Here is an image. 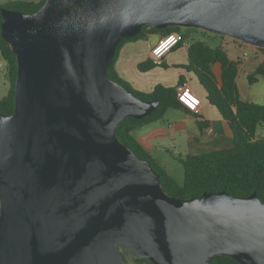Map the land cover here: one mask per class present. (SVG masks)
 <instances>
[{"label": "water", "instance_id": "95a60500", "mask_svg": "<svg viewBox=\"0 0 264 264\" xmlns=\"http://www.w3.org/2000/svg\"><path fill=\"white\" fill-rule=\"evenodd\" d=\"M16 59L14 108L0 114V264H264V204L168 195L116 136L143 101L109 78L117 46L149 26L197 29L264 51V0H45L1 8Z\"/></svg>", "mask_w": 264, "mask_h": 264}, {"label": "trees", "instance_id": "16d2710c", "mask_svg": "<svg viewBox=\"0 0 264 264\" xmlns=\"http://www.w3.org/2000/svg\"><path fill=\"white\" fill-rule=\"evenodd\" d=\"M44 2L45 0L38 2L9 1L0 4V9L5 8L31 14L35 13ZM1 22L0 14V26ZM179 29L178 27L156 29L145 26L137 35L123 39L117 46L109 67V78L131 91L141 100L158 101L159 105L142 119L127 118L121 122L117 127L116 136L140 159L149 161L153 170L159 175V182L163 190L170 196L189 199L199 197L204 193L226 192L229 195L244 198L256 193L264 204V138L256 137V131L264 125V106L241 99L236 82L241 63L238 60H231L221 48L211 47L199 41L193 42L187 50V64L181 68L195 75L206 93L209 105L214 107L220 117L226 121L233 136V146L230 149L178 158L177 161L183 168V183L178 185L133 136L135 130L161 120L168 110L190 111L179 101L177 96L176 87L183 83L182 79L175 88L156 85L150 93L139 92L131 88L115 72L114 66L119 50L127 42L144 40L149 35H158L162 38L179 32ZM0 61L4 64L5 78L8 82L7 94L0 99V114L9 116L13 113L14 108L13 89L16 77V59L1 36ZM214 64L220 66L219 80L216 79L211 69ZM155 66L150 61L148 64L139 65L138 69L146 71ZM258 77L264 78V62L247 76V81L249 84H255L258 82ZM198 127L202 129V123L198 122ZM124 254L127 253L123 251V258ZM133 262L134 264H152L146 260L134 258ZM126 264L128 263L126 262ZM209 264L239 263L228 257H216L211 259Z\"/></svg>", "mask_w": 264, "mask_h": 264}, {"label": "crops", "instance_id": "0c3cea01", "mask_svg": "<svg viewBox=\"0 0 264 264\" xmlns=\"http://www.w3.org/2000/svg\"><path fill=\"white\" fill-rule=\"evenodd\" d=\"M160 39L158 35H149L144 40L122 45L115 61L116 74L131 88L143 93L152 92L156 85L175 88L182 79L198 99L199 105L194 110H189L190 112L168 110L161 120L137 129L138 135L134 138L156 163L157 155L163 152L177 161L186 156L230 149L233 146V136L226 121L209 105L206 93L195 75L181 68L187 64L190 44L181 43L163 57L161 65L139 71V65L150 63V51ZM211 69L219 80L220 66L214 64ZM240 72L241 69L236 80L237 86ZM251 72L248 70L245 73L246 78ZM198 122L202 123V129H199ZM262 134L264 125L256 131V137L264 138Z\"/></svg>", "mask_w": 264, "mask_h": 264}, {"label": "rangeland", "instance_id": "374dc122", "mask_svg": "<svg viewBox=\"0 0 264 264\" xmlns=\"http://www.w3.org/2000/svg\"><path fill=\"white\" fill-rule=\"evenodd\" d=\"M9 1L38 2L39 0H0V4H5ZM179 33L182 36L181 43L186 42L191 44L198 41L203 42L211 47L221 48L229 56V58L234 61H240V63L243 65L240 67L241 72L239 75L238 88L242 100L264 106V78L258 77L257 83L249 84L245 76V73L248 70L252 71V74L257 66L264 62L263 50L242 44L227 37H221L215 34L207 33L202 30L180 28ZM7 90L8 82L5 78V68H3V70H0V99L5 97ZM137 135L138 132L135 130L134 137H137ZM157 156L158 165L165 169L166 173L171 179H173V181H175L178 185H182V166L164 152L159 153ZM121 253H123V250ZM124 259L128 264H134L133 258L128 253L124 254Z\"/></svg>", "mask_w": 264, "mask_h": 264}, {"label": "built area", "instance_id": "2783aa9c", "mask_svg": "<svg viewBox=\"0 0 264 264\" xmlns=\"http://www.w3.org/2000/svg\"><path fill=\"white\" fill-rule=\"evenodd\" d=\"M181 34L179 32L171 33L166 37H162L150 51V61L159 66L162 64L163 57L173 48L177 47L181 42ZM4 64L0 61V70H3ZM177 96L179 101L190 111L199 105L198 99L193 95L192 90L184 82L177 86Z\"/></svg>", "mask_w": 264, "mask_h": 264}]
</instances>
